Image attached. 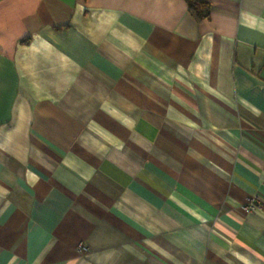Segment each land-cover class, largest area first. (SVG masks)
<instances>
[{"label":"crops","instance_id":"0c3cea01","mask_svg":"<svg viewBox=\"0 0 264 264\" xmlns=\"http://www.w3.org/2000/svg\"><path fill=\"white\" fill-rule=\"evenodd\" d=\"M200 1L0 0V264H264V0Z\"/></svg>","mask_w":264,"mask_h":264},{"label":"trees","instance_id":"16d2710c","mask_svg":"<svg viewBox=\"0 0 264 264\" xmlns=\"http://www.w3.org/2000/svg\"><path fill=\"white\" fill-rule=\"evenodd\" d=\"M189 9L196 15L198 18L207 16L208 8L203 1L200 0H186Z\"/></svg>","mask_w":264,"mask_h":264},{"label":"built area","instance_id":"2783aa9c","mask_svg":"<svg viewBox=\"0 0 264 264\" xmlns=\"http://www.w3.org/2000/svg\"><path fill=\"white\" fill-rule=\"evenodd\" d=\"M263 207L262 204L260 203V200L258 199V197H254V199H250L248 200V202H246L245 204L242 205V209L245 211H253L255 209L261 208ZM77 249L80 252L86 251L87 248L86 246L82 245L81 243H78L77 245Z\"/></svg>","mask_w":264,"mask_h":264}]
</instances>
